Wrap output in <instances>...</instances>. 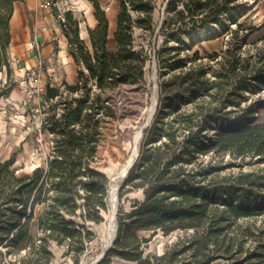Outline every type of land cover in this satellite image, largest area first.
Returning <instances> with one entry per match:
<instances>
[{
	"label": "trees",
	"instance_id": "trees-1",
	"mask_svg": "<svg viewBox=\"0 0 264 264\" xmlns=\"http://www.w3.org/2000/svg\"><path fill=\"white\" fill-rule=\"evenodd\" d=\"M19 1L0 0V72L8 75L11 20ZM89 1L98 21L88 31L91 48L69 12L61 23L80 69L76 84L63 83L71 97L60 116H48L54 134L51 153L25 176L12 168L16 154L0 165V261L15 256L10 264H52L56 244L80 264L96 238L91 224L102 223L109 210L105 149L117 160L113 147L122 148L124 137L116 91L145 80L147 56L136 47L135 27L143 23L153 30L158 0H116L115 51L108 48L106 11L98 0ZM131 9L140 12L138 21ZM165 14L157 35L163 45L155 50L163 79L157 110L126 179L130 191L142 189L145 198L134 202L128 214L119 211L113 248L100 264H111L112 257L138 264H264V122L250 121L253 105H243L254 90L252 81L264 80V56L253 61L229 47L211 55L225 59L211 73L196 65L199 51L189 66L182 58L199 43L187 45L195 30L209 41L219 36L218 26L235 23L240 28L246 5L244 0H168ZM61 93L49 84L46 99ZM211 152V159L199 158ZM226 155L238 160L237 172L220 171ZM245 164L257 165L246 170ZM147 231L149 237L141 236ZM176 231L182 234L163 255L145 256L159 232L168 236Z\"/></svg>",
	"mask_w": 264,
	"mask_h": 264
},
{
	"label": "rangeland",
	"instance_id": "rangeland-1",
	"mask_svg": "<svg viewBox=\"0 0 264 264\" xmlns=\"http://www.w3.org/2000/svg\"><path fill=\"white\" fill-rule=\"evenodd\" d=\"M98 1L106 11L108 20L110 19L108 48L110 51H115L116 41L114 34L117 29V16L119 13L120 4L116 0ZM167 1L168 0L157 1V8L154 14L155 24L153 26V30L145 28L143 23H139V25L135 27L136 47L137 49L143 48L144 54L147 56L145 80L143 83L138 85L121 86L116 91L119 128L123 131L124 137L122 141V148L117 146L113 147V150L117 153V160H114L110 157V152L107 147L105 149L104 156L107 157V166L102 167V171L105 172L110 178L109 210L104 214L105 220L102 223L91 224L90 228L95 233L96 238L92 243L89 244L85 253L89 258L88 264H92L105 250L106 237L111 224L113 186L117 185L116 215L115 219H113L115 222V229L118 227L117 215L119 211H121L122 214H128L132 211L134 202H142L145 198L144 191L142 189H134L130 191L131 185L129 182H126L132 166L129 168L126 174L124 173L120 175L117 178V181H115L113 178L123 170L125 164L133 155L135 149V137L137 133L142 131V128L146 125H151L157 110L160 84L163 79H161L160 72L157 67L155 50L161 48L163 45V37L157 35L162 23L167 17L165 14ZM53 2L57 3V5L54 6V12H57L59 6L61 7L62 11L65 13L69 12L74 20L79 21L80 38L86 42L89 48H91L88 31L89 29H95L98 26V21L95 18V9L93 3H91L89 0H53ZM244 3L246 5L247 14L240 19V23L242 24L240 28H238L235 23H226L222 27L218 26L217 30L220 32L217 38H213L209 41L205 40L207 36L200 29L194 31L192 38H187V45L189 46H191L192 41L199 42L193 49H190L187 53L182 54V58L186 60L188 66L190 65L189 58L196 51H199L201 55V60H198L196 65L204 66L207 68L209 73L218 69L220 67V62L225 60L222 57H212L211 55L226 52L229 47L239 48L243 53V57H251L253 61L257 60L260 55L264 56V0H260L258 3H255V0H244ZM87 6H89L90 11H88ZM131 12L134 19L138 21L140 12L136 9H131ZM91 15L93 16V20L90 19ZM113 15L114 19L112 18ZM226 29H228L227 32H225ZM235 30H238V34L233 33ZM60 33H63L65 39L61 37L63 39L62 43L58 41L59 39L57 40L58 42L56 41L52 43L54 47V53H58L60 50H62L64 56L65 54L69 55L70 50L68 46V39L62 28ZM212 35L215 36V34H211V36ZM65 43H67V46ZM77 67L79 68L80 66L77 65ZM78 68L77 74L79 71ZM11 69L12 74H7L6 77L4 74H0V92L3 91V94L9 92L13 86L16 87L19 85L16 82V70L14 83V79L12 77L14 71L13 68ZM168 78L169 75L164 77V79ZM211 80L214 81V78L211 77ZM252 85L254 90L253 92L246 94V97L243 100V105H253L252 109L254 110V115L248 117L250 121L255 123H263L264 80H254L252 81ZM57 87H59L62 91L61 96L57 99V101L51 102L46 99V103H44L43 100L41 104L44 108V113L46 114H58L59 110H63L66 107L67 102L70 100L71 96L67 88L63 84ZM89 87L93 93L96 92V87L92 81L89 82ZM155 92V107L152 116L149 118L150 108L152 106ZM73 96H76V94H73ZM8 113L9 114L4 115L6 118H3L4 121L8 123V128L11 126V120H15V154L17 155V159L16 164L12 168L17 170L18 175L25 176L27 174H31L34 169L45 163L54 146V134L51 130V124L48 122L49 118L47 117L44 120L42 118L40 119L35 117V113L32 110V104H28L24 110L15 109V117L13 116L12 111H9ZM143 134L139 141V153ZM213 134L214 131H212L211 137H214ZM22 138L24 139L25 144L20 147L16 146V144L22 140ZM212 140L213 139H209L208 144H210ZM12 144L13 137L11 135L3 140V143L0 146V151L9 150ZM15 154H11L10 158ZM212 155L213 152L200 156L199 158L208 160L211 159ZM2 157L0 158V165L4 163V161H2ZM237 162L238 160L232 161L231 156L226 155L224 165L222 168H220V171H223V175H228L232 171L237 172L241 167ZM256 165L257 164H253L252 166H249L248 164H245L242 167L248 170L249 168L256 167ZM261 167L264 168V164L261 165ZM151 233V231L142 232L141 236L149 237ZM181 234V231H176L168 236H165L162 232H159L149 243V246L145 249V256L150 253L158 256L163 255L166 250L176 242L178 236ZM54 247L56 248L55 250H53ZM109 248L111 250L113 248V244H111ZM51 250L54 252V258H57L59 261L63 260L64 257L69 256L66 254V248L57 246L56 244L52 246ZM83 256L85 257V255ZM69 259H71L72 264H75L74 259L71 258V256H69ZM12 261H15V256H7L0 261V264H10ZM111 261V264H138L137 262L122 260L117 257H112ZM81 262L80 264H82Z\"/></svg>",
	"mask_w": 264,
	"mask_h": 264
},
{
	"label": "crops",
	"instance_id": "crops-1",
	"mask_svg": "<svg viewBox=\"0 0 264 264\" xmlns=\"http://www.w3.org/2000/svg\"><path fill=\"white\" fill-rule=\"evenodd\" d=\"M47 0H21L15 4L14 14L11 20V43L8 49L9 61L11 68H13V79L15 83V70H16V82L19 84L22 78L25 76L29 69H35L38 65V59L35 57L33 50H31L30 42L33 39H37L41 43L40 55L44 59L47 65H59V70L55 78H50L47 73H42V80L45 89L50 84L52 87H57L66 82L69 85H74L77 81V63L74 58L69 54L64 56L63 51L54 53L53 44L58 41L62 43L64 37L61 32V24L57 20V14L62 11L58 6L57 12H54L53 8L42 9L40 5ZM114 19V15L112 17ZM110 20V19H109ZM110 23V22H109ZM62 34V35H61ZM57 41V42H58ZM67 46V43H65ZM62 47V46H61ZM20 60L19 63H16ZM79 69V68H78ZM1 75H7V72H0ZM10 96L14 101H20L26 99V92L23 87L17 85L13 86L9 92L5 93ZM0 146L3 140L12 135L13 144L9 150H1L0 158L6 162L10 159L11 154H15V120H11L10 127L3 118L5 114H9L6 108V104L1 101L0 97ZM13 113V112H12ZM15 117V115L13 114ZM8 118V116H7ZM9 119V118H8ZM3 139V140H2ZM26 139V138H25ZM24 139L20 140L16 146H23ZM56 248L54 247L53 250ZM54 253V252H53ZM82 264H88L89 258L85 254L82 258ZM52 264H72L69 256L59 261L54 258Z\"/></svg>",
	"mask_w": 264,
	"mask_h": 264
},
{
	"label": "built area",
	"instance_id": "built-area-1",
	"mask_svg": "<svg viewBox=\"0 0 264 264\" xmlns=\"http://www.w3.org/2000/svg\"><path fill=\"white\" fill-rule=\"evenodd\" d=\"M57 3H54L53 0H47L40 5L42 9H50L56 6ZM57 20L61 24L65 22V12H60L57 14ZM31 50H33L35 57L38 59V65L35 69H29L26 72L25 76L19 83L20 87H23L26 92V99L22 102L14 101L7 94L1 96V101L6 104V108L9 111H12L15 115V109L24 110L28 104H32V110L35 113V117L46 119L49 114L44 113V108L42 107V102L46 103V93L42 80V73H47L50 78H55L57 70H59V65H47L44 59L40 55L41 43L37 39H33L30 42ZM20 60H17L16 63H19ZM11 65V63H10ZM80 69V67H79ZM51 101H57L51 100ZM1 110V108H0ZM8 111V112H9ZM62 113V110H59L58 116ZM43 124V123H42Z\"/></svg>",
	"mask_w": 264,
	"mask_h": 264
},
{
	"label": "bare ground",
	"instance_id": "bare-ground-1",
	"mask_svg": "<svg viewBox=\"0 0 264 264\" xmlns=\"http://www.w3.org/2000/svg\"><path fill=\"white\" fill-rule=\"evenodd\" d=\"M87 8H88V11H90L89 6H87ZM90 19L93 20V16L92 15H91ZM155 102H156V92L154 93V96H153V101H152V106L150 108L149 118L153 114L154 107H155ZM141 135H142V131H139L137 133L136 137H135V149H134V153L131 156V158H129V160L127 161V163L125 164L123 170L119 174H117L116 176H114L113 179L115 181H117V178L120 175H122L124 173L126 174L128 172V170H129V168L131 167V165L135 162V160H136V158L138 156V153H139V141L141 139ZM116 191H117V185H114L113 186V191H112V215H111V224H110L109 231H108V234H107V237H106L105 250L110 247V245L112 244L114 235H115V222L113 221V219H114V214H115V211H116ZM103 252H102V254H103ZM102 254L92 264H96L101 259Z\"/></svg>",
	"mask_w": 264,
	"mask_h": 264
},
{
	"label": "water",
	"instance_id": "water-1",
	"mask_svg": "<svg viewBox=\"0 0 264 264\" xmlns=\"http://www.w3.org/2000/svg\"><path fill=\"white\" fill-rule=\"evenodd\" d=\"M150 122H151V119H150ZM149 124H150V123H149ZM148 126H150V125H146L145 127L142 128V134L144 133V129L147 128ZM141 136H142V135H141ZM138 156H139V154H138ZM138 156H137V158H138ZM137 158H136V160H137ZM136 160H135V162H136ZM135 162H134V163H135ZM134 163H133L131 166H133ZM115 215H116V214H114V219H115ZM116 235H117V229H115V235H114V238H113L112 244L114 243V241H115V239H116ZM109 251H110V248L106 249V250L103 252L101 259H100L96 264L100 263V262L103 260V258L108 254Z\"/></svg>",
	"mask_w": 264,
	"mask_h": 264
}]
</instances>
